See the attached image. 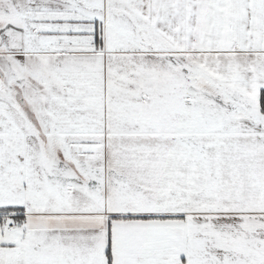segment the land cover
<instances>
[{
    "label": "snow or ice",
    "instance_id": "1",
    "mask_svg": "<svg viewBox=\"0 0 264 264\" xmlns=\"http://www.w3.org/2000/svg\"><path fill=\"white\" fill-rule=\"evenodd\" d=\"M0 264H264V0H0Z\"/></svg>",
    "mask_w": 264,
    "mask_h": 264
}]
</instances>
